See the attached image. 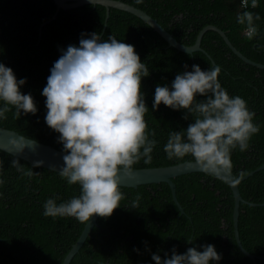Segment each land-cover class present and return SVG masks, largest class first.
I'll return each mask as SVG.
<instances>
[{"label":"trees","instance_id":"trees-1","mask_svg":"<svg viewBox=\"0 0 264 264\" xmlns=\"http://www.w3.org/2000/svg\"><path fill=\"white\" fill-rule=\"evenodd\" d=\"M178 40L221 27L264 63V0H124ZM0 0V125L119 167L216 160L240 176L264 163V67L239 57L214 29L185 52L140 17L100 3ZM45 22L44 24H42ZM42 24V25H41ZM214 60V62L212 61ZM111 186L69 264H264V167L238 182L173 177ZM92 181L0 149V264H62L97 202Z\"/></svg>","mask_w":264,"mask_h":264},{"label":"water","instance_id":"water-1","mask_svg":"<svg viewBox=\"0 0 264 264\" xmlns=\"http://www.w3.org/2000/svg\"><path fill=\"white\" fill-rule=\"evenodd\" d=\"M56 3V10L52 17H55L60 8L69 9L85 3H100L106 7V18L109 14L110 6L127 10L140 17L143 21L148 23L154 30H156L169 45L176 47L185 52H193L195 50L207 51L201 46V39L204 32L208 29H214L220 33L229 47L244 61L264 67V63L251 59L243 54L228 38L225 31L212 23L204 25L191 44H186L178 40L169 30H167L155 17L147 11L132 3L124 0H54ZM43 22L42 24H44ZM41 24V25H42ZM208 54V53H207ZM209 55V54H208ZM210 56V55H209ZM211 58V56H210ZM214 62V60L212 59ZM0 149L5 150L17 157L23 158L32 164H38L72 177H78L97 183L101 187L100 195L92 208L85 225L70 249L65 254L62 264H69L73 255L79 250L84 240L90 235L92 227L97 222L101 210L107 202L110 194L111 186H133L136 187L142 183H152L165 181L171 188L172 197L177 204L179 210L184 212V208L178 201L175 191V182L173 177L192 171H206L216 174L223 178L230 186L233 198V229L234 236L239 245V248L247 255L253 257L254 255L244 248L239 237L238 232V215L240 201L256 204L245 200L240 193L238 182L252 174L255 170L264 167V163L260 164L255 169L237 176L231 173L223 165L216 160L208 159H186L177 163L159 166L148 167H119L109 165L103 160H94L89 157L79 155L73 152H68L54 147L48 143L42 142L35 138L26 136L19 131L0 125ZM264 204V202H261Z\"/></svg>","mask_w":264,"mask_h":264}]
</instances>
